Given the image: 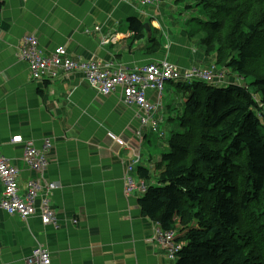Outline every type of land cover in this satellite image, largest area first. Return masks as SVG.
<instances>
[{
	"label": "crops",
	"instance_id": "1",
	"mask_svg": "<svg viewBox=\"0 0 264 264\" xmlns=\"http://www.w3.org/2000/svg\"><path fill=\"white\" fill-rule=\"evenodd\" d=\"M0 1V151L19 167L24 190L29 179L40 177L24 162L26 142L42 148L50 139L45 176L58 184L50 194L57 212L53 223H43L40 215L23 219L0 208V264H31L36 247L47 249L53 264H173L176 257H169L155 238L160 225L139 205L141 185L147 189L158 183L166 164L163 154L169 152V144L163 143L165 114L168 104L176 102L164 93L166 85L161 96L148 91L151 100L160 99L157 134L150 123H141L138 107L123 94L100 93L82 71L34 80L19 50L23 38L34 35L45 56L65 47L74 60L115 69L137 70L165 60L181 72L211 67L215 54H199L189 30L170 38L172 31L160 15L165 0L152 4L160 11L157 16L140 10L137 0ZM134 17L144 24L140 37L130 26ZM225 74V85L244 84L230 68ZM186 99L184 92L182 114ZM20 135L24 142H13ZM140 167L150 171V178L141 177ZM129 178L137 184L131 192ZM2 193L0 180V198Z\"/></svg>",
	"mask_w": 264,
	"mask_h": 264
},
{
	"label": "trees",
	"instance_id": "2",
	"mask_svg": "<svg viewBox=\"0 0 264 264\" xmlns=\"http://www.w3.org/2000/svg\"><path fill=\"white\" fill-rule=\"evenodd\" d=\"M193 1L186 6L202 5L210 16L192 18L189 36L203 35L214 64L253 82L179 83L185 130L169 138L158 183L139 205L163 230L176 231L175 264H264V0ZM130 23L140 37L144 24ZM139 173L150 178L147 168Z\"/></svg>",
	"mask_w": 264,
	"mask_h": 264
},
{
	"label": "built area",
	"instance_id": "3",
	"mask_svg": "<svg viewBox=\"0 0 264 264\" xmlns=\"http://www.w3.org/2000/svg\"><path fill=\"white\" fill-rule=\"evenodd\" d=\"M143 5L160 3V0H141ZM19 55L29 65L34 80L55 79L61 72L70 73L82 71L89 83L100 93L109 95L120 91L128 104L136 105L139 109V118L143 125L151 124L152 131L158 132L161 119L156 118L159 111L158 100L148 97L149 90H155L161 96L167 81H194L204 80L214 83V74L224 75L213 68L199 69L192 67L181 72L170 61L152 62L143 69L129 70L125 68L115 69L108 64L102 65L94 61L74 60L69 57L65 47H59L50 56L43 55L39 47V41L34 35L25 36L20 46ZM14 142H24L23 137L17 136ZM122 143V141H120ZM53 144L50 139H45L42 148H37L31 141H27L24 150V162L30 170L40 174L39 179H29L24 190L19 184L20 169L11 163L10 159L0 151V180L3 185V193L0 198V208L10 215H19L28 219L33 215H40L43 223H53L57 219V212L50 203L51 192L58 184L48 180L45 171L50 163L49 152ZM145 191V186L141 185ZM137 188L132 178L128 179L127 192ZM176 231L163 230L160 226L156 230L155 238L167 249L169 257L175 258L182 247L175 242ZM31 264H53L51 253L43 248L36 247L28 259Z\"/></svg>",
	"mask_w": 264,
	"mask_h": 264
},
{
	"label": "rangeland",
	"instance_id": "4",
	"mask_svg": "<svg viewBox=\"0 0 264 264\" xmlns=\"http://www.w3.org/2000/svg\"><path fill=\"white\" fill-rule=\"evenodd\" d=\"M136 3L138 4L140 10H144L151 14L154 13V16H157L160 13L159 9L154 5L142 6L139 4L138 0L136 1ZM193 3H195L193 0H186L184 2H176V0L162 1L161 3L162 12L160 15H162L161 18L165 16L164 22L168 24V26L170 27L172 31V35L170 37L171 39H176L177 37H179L182 34L183 29L187 31L190 30L192 27V21H191L192 18L201 17L203 20H207L209 18L210 16L209 12H207L202 5H194L192 7L186 6L187 4H193ZM145 32H147V29H145ZM157 37L160 38V35H157ZM202 37L203 35L193 37L194 38L193 43L196 45L197 47L196 50L199 51V54L200 52L201 53L205 52L204 45L201 41ZM218 69L220 70L219 72H222L224 70L227 73V68L224 66H220ZM217 82H223V85L221 86L227 87V85H225L227 83L225 82L224 75H220L219 80ZM252 82H253L252 78L248 77L245 79L243 86L250 85ZM165 85L166 87H165L164 93L167 92L166 96L170 100H175L176 102L175 106H173V104L175 103L168 104V108L165 114V117H166L165 124H166L167 129L165 131L166 137L163 143L164 145H168V139L171 137L173 133L182 132L185 130V128L181 126V120H180V116L182 115L181 109H183L181 102L183 99L184 92L180 88H178L177 81L176 82L167 81ZM170 88L171 90L170 92H168L167 90ZM253 90H254V86H251V91ZM256 96L260 98V93H256ZM263 111H264V106H263ZM158 132L159 134L161 133V131L159 130ZM152 137L155 139L153 135ZM173 262L175 263L176 261H173Z\"/></svg>",
	"mask_w": 264,
	"mask_h": 264
},
{
	"label": "bare ground",
	"instance_id": "5",
	"mask_svg": "<svg viewBox=\"0 0 264 264\" xmlns=\"http://www.w3.org/2000/svg\"><path fill=\"white\" fill-rule=\"evenodd\" d=\"M160 2H161V0H160ZM157 6H158V4H157ZM220 66H217L216 64H214V66L212 67H208V68H199V69H208V70H211V69H213V68H219ZM198 68V67H197ZM139 69H143V67H141V68H139ZM179 69V68H178ZM138 70V69H137ZM137 70H135V71H137ZM188 70H190V68H188L186 71H188ZM181 71V70H180ZM213 77L216 79V82L219 80V77H220V75L219 74H214L213 75ZM204 81V80H203ZM178 82H181L182 83V81H178ZM207 82V81H206ZM117 92H119L120 93V91H117ZM136 106V105H135ZM137 107V106H136ZM13 140H14V138H13ZM14 142V141H13ZM42 219V218H41Z\"/></svg>",
	"mask_w": 264,
	"mask_h": 264
}]
</instances>
